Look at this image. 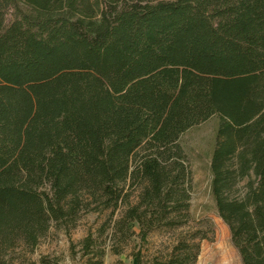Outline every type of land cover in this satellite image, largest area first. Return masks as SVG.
<instances>
[{"label": "trees", "instance_id": "obj_1", "mask_svg": "<svg viewBox=\"0 0 264 264\" xmlns=\"http://www.w3.org/2000/svg\"><path fill=\"white\" fill-rule=\"evenodd\" d=\"M215 116L216 211L242 264H264V0H0V264L84 212L110 210L117 254L187 224L181 139ZM206 237L135 257L197 264Z\"/></svg>", "mask_w": 264, "mask_h": 264}, {"label": "rangeland", "instance_id": "obj_2", "mask_svg": "<svg viewBox=\"0 0 264 264\" xmlns=\"http://www.w3.org/2000/svg\"><path fill=\"white\" fill-rule=\"evenodd\" d=\"M220 118L215 116L187 131L181 143L192 169V198L190 220L182 227L160 228L153 231L146 242L137 235L129 239L121 253H115L117 241L102 232L110 210L84 212L77 225L69 233L63 228L51 227L32 253L26 254L23 246L7 256L14 264H20L24 255L31 261L46 257L53 264H138L135 254L140 250L146 261L155 256L168 254L174 243L189 232L200 231L207 237L200 241L201 251L197 264H242L239 251L232 243L228 225L217 214L211 193V156L216 142V130ZM242 181L240 186H244ZM133 200H136L134 198ZM124 207L117 210L114 219L119 218ZM137 232L139 231L136 228ZM92 234L95 244L89 253L85 252L84 239Z\"/></svg>", "mask_w": 264, "mask_h": 264}]
</instances>
